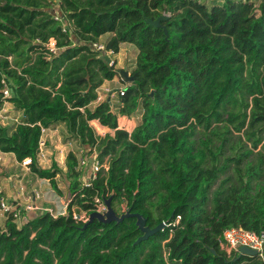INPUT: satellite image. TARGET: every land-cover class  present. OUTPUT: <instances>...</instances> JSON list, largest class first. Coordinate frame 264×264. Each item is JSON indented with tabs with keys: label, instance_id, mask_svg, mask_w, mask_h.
I'll return each mask as SVG.
<instances>
[{
	"label": "trees",
	"instance_id": "obj_1",
	"mask_svg": "<svg viewBox=\"0 0 264 264\" xmlns=\"http://www.w3.org/2000/svg\"><path fill=\"white\" fill-rule=\"evenodd\" d=\"M258 2L0 0V106L8 101L22 113L13 127L0 125V150L18 161L31 157L30 171L59 191L61 169L40 167L36 154L42 128L63 122L108 165L84 186L77 156L68 152V216L44 211L18 225L7 215L0 264H261L222 247L226 227L264 230V0ZM164 13L159 26L146 22ZM105 33L106 50L118 52L124 42L138 49L117 111L110 98L88 107L103 81L118 74L92 47ZM50 37L56 53L45 48ZM139 107L141 121L130 132L119 128L118 115ZM92 119L113 135H97ZM233 130L250 145L241 136L233 142ZM110 195L116 211L124 200L150 227L177 215L179 223L134 244L141 234L134 217L84 228L86 221L73 218L72 207L89 213L94 196Z\"/></svg>",
	"mask_w": 264,
	"mask_h": 264
},
{
	"label": "crops",
	"instance_id": "obj_2",
	"mask_svg": "<svg viewBox=\"0 0 264 264\" xmlns=\"http://www.w3.org/2000/svg\"><path fill=\"white\" fill-rule=\"evenodd\" d=\"M199 1L205 2V3L223 2V0H199ZM257 1H260V0H257ZM137 52L138 50L136 51V54ZM104 83L105 82H103L101 86H99L98 93L102 87H105V86H102ZM120 87L124 88L123 86H119L118 88ZM118 88L114 89V91L112 92L110 96V99L111 97L113 98L114 96L118 95L116 93V89ZM104 98H109V97L106 96ZM97 103L98 101L95 100L91 102L88 105V107L93 108ZM7 104L9 105L8 108L6 107ZM115 108L117 109V107ZM21 115H22L21 111L15 109L11 102L5 101L2 104V106H0V118L5 119V120L3 119L2 120L6 124L5 125L6 127H13L14 125H16V122H15L16 120L20 122ZM131 118H132L131 115L129 116L118 115L119 128H124L130 132L133 129V127H131V129L128 128ZM89 125L93 129H98V127L100 126V127L106 128L104 132H108V133L112 132V134L114 132L113 129L107 126L101 125L97 119L90 120ZM66 132H68V130H67L66 124L63 122H58V123H55L45 128V131L41 135L44 141V145L42 146V156H41L42 159L41 157L37 159L38 165L40 167L49 168L53 163H55L61 169V171L62 170L66 171V156L68 152L72 151L75 153V155L77 156V161H79L78 164L83 158L88 156L87 155L88 147L82 144H80L82 148L79 149L81 150V153L83 151V154L81 155L78 153V150L75 151L72 149L67 152L64 151V148L66 147V145L62 143L61 139L63 138L62 135ZM76 140L78 141V139ZM16 164L22 167L23 175L26 174L25 176H27V173L31 175L30 179L32 180V183L34 184V186L36 185L35 186L36 188L29 191L26 194V198L22 199V201H24L25 205L31 202L37 207L38 210L36 209L35 210H25L22 213L20 219L14 220L15 222L19 220L25 221V220L31 219L35 217L36 215L44 212L45 208L47 207L52 208L56 212L64 211V213H67L66 212L67 205L69 201L71 200L72 195L70 194V191H69V184L67 185L66 189L62 188L59 185V182H58L59 173H57L55 176V181L59 188V191H56L50 184L48 178L38 177L37 175H35L33 172L30 171V167L22 166L20 164V161L16 159L15 155L12 152H3L0 150V194H1V197H5L6 199H12L15 202H18L19 205L21 204V201L19 200V197H18L19 191L16 189V186H17L16 183L19 182L17 178H20V176L17 174H13V171H14L13 169ZM88 171H89V164H85L83 166V173L81 174V176L79 175V179L81 181H83V175L86 174ZM35 191L36 192L38 191L41 194V196L39 198L33 199L32 195ZM72 209L75 211L76 208L72 207ZM81 212L83 211L81 210L80 213ZM5 219H6V214L2 210H0V226L3 225Z\"/></svg>",
	"mask_w": 264,
	"mask_h": 264
},
{
	"label": "built area",
	"instance_id": "obj_3",
	"mask_svg": "<svg viewBox=\"0 0 264 264\" xmlns=\"http://www.w3.org/2000/svg\"><path fill=\"white\" fill-rule=\"evenodd\" d=\"M55 1H60V0H55ZM53 11H55L53 13L54 18L60 21L61 20L60 12L57 10H53ZM62 25L64 27L63 23ZM64 29L65 28H63V30ZM92 47L96 50H100L102 53L104 51L107 53H114L112 50H106L104 44L100 42L93 43ZM45 48L49 53H56L58 51V47L56 46V40L53 37H50L48 41L45 43ZM108 64L110 66H114L115 60L110 58ZM116 93L119 95L120 94L122 95L124 93V88L120 87L116 89ZM2 94L4 97L9 96V90L6 86L2 89ZM103 99L105 98L102 97L100 93H98L96 101L100 102ZM2 119L5 120L4 118H0V125L5 126L6 124L3 122ZM15 122L16 124L19 123L17 120ZM44 131H45V128H42V131H41L42 134ZM43 145H44L43 138L40 137L39 142H38L37 154H36L37 159H39L42 156V146ZM94 151L95 150L90 151V153L87 154L88 156L83 158L80 161L79 165L76 166L77 170L80 171V176H81V174L83 173V166L85 164H89V171L83 175L82 182L84 186L91 185L99 169L108 168L106 160H104L103 162H100L97 158V153H95L96 151L95 152ZM31 163H32L31 157H25L22 160H20V164L25 167H30ZM32 196H33V199H36V198H39L41 194L38 191L37 192L35 191ZM22 209L38 210L37 207L31 202L27 203L25 205V208H22ZM105 209H106V206L103 202V199L98 196H94L93 208L91 209V211L103 212ZM0 210H2L6 214V216L11 215L12 218L15 220L16 218H19L21 208H19L18 202H15L12 199H6L5 197H0ZM45 211L49 212L53 216L64 213V211L56 212L50 207L45 208ZM125 211H126V207L121 206L120 211L119 212L117 211V212L121 213ZM72 214H73V218L76 220L87 221L89 213L88 211L76 213L74 210H72ZM179 220H180V215H177L175 220L169 223L164 222V224L165 226H169V225L175 226L179 223ZM222 236H223L222 247L226 248L227 252L230 253L231 250H238L239 246H247L249 248L257 250L256 257L261 262V264H264V230L256 232V231L248 230V229L238 227V226H229L224 229ZM166 253L167 252L165 250L164 256H166Z\"/></svg>",
	"mask_w": 264,
	"mask_h": 264
},
{
	"label": "rangeland",
	"instance_id": "obj_4",
	"mask_svg": "<svg viewBox=\"0 0 264 264\" xmlns=\"http://www.w3.org/2000/svg\"><path fill=\"white\" fill-rule=\"evenodd\" d=\"M254 1V0H253ZM205 3V2H204ZM258 1L255 0V7L257 8L258 6ZM208 5H210L211 3L208 2L206 3ZM53 10H59L58 8V5L57 4H54V9ZM52 12L54 13L55 11ZM110 36L109 33H105L103 35H101L97 41L100 42V43H104L108 37ZM138 49L136 48L135 45L131 44V43H127V42H124L121 44V46L119 47V50L118 52H115V53H107V52H103L102 54L103 55H106L108 57H110L111 59L115 60V65H114V68L115 69H120V68H124V69H127L128 72L130 73L131 69L134 67L135 65V58H136V51ZM105 82L102 86H105V87H102L101 90L99 91V93L102 95V97H109L111 96L112 92L114 91L115 88H118L119 86H127L129 84V82H124L120 79V76L117 74L114 79L112 80H107V81H103ZM111 102H112V106H113V110L114 111H117V109L115 108L117 103H118V98L117 96H114L113 98L111 97ZM6 107L8 108L9 105L7 104ZM141 113H142V108L139 107L134 113L131 114L132 118L130 120V123L128 125V128L131 129V127H135L140 121H141ZM221 124V123H220ZM104 130H106V128L104 127H98V129H94L95 133L97 135H105L106 133L108 132H104ZM111 135L112 132H110ZM63 138L61 139L62 143L66 145V147L64 148V151L67 152L69 150H75L77 151L78 150V153L81 155L83 154V151L81 153V145H80V142L79 140L77 141L75 139L74 136H72V134H70L69 132H66L64 133L63 135ZM203 136V130L197 126V133H196V139H200L201 137ZM238 136H241V139L243 141H246V143L248 145H250V142L246 140L245 136L243 135V132H236V131H232L230 137H231V140L233 142H236L238 140ZM86 147H88L86 145ZM95 152V151H94ZM227 153H232V151L230 152V149L227 148L226 150ZM90 153V149H88V154ZM96 153V152H95ZM78 154V155H79ZM79 155V156H80ZM42 159V157H41ZM79 162V161H78ZM79 164H77L78 166ZM13 174H17L20 176V178H17L19 180L18 183H16V189L19 191V200L21 201V204L19 205V208H21V211H20V215H19V218H16L15 220H18L20 219L22 213L25 211L24 209L22 208H25V204H24V201H22V199L26 198V194L33 190L34 188H36L34 186V184L32 183V180L30 179L31 175L29 173H27V176H25L26 174H22V167L18 164L15 165L14 169H13ZM233 167L231 166L227 172L229 174H231L233 172ZM82 171V169H81ZM69 181H70V178L67 177L66 173H65V170H62V172L59 173V177H58V182H59V185L66 189L67 188V185L69 184ZM219 181V180H218ZM218 181L213 185V187H215L218 183ZM261 184H264V180H261L260 181ZM58 187V186H57ZM212 187V188H213ZM59 189V188H58ZM57 191V190H56ZM253 193V191H252ZM211 195V194H210ZM118 205L115 204V207L117 208L118 210ZM122 207H125V202L124 200H122V204H121ZM211 202H209L207 204V209L210 210L211 208ZM75 212L78 213L80 211H78L77 209H75ZM23 221L22 220H19V221H16V223L18 225H20ZM226 249V248H225ZM229 253V252H228ZM258 260V259H257ZM248 262H252V260H247ZM254 261V260H253Z\"/></svg>",
	"mask_w": 264,
	"mask_h": 264
},
{
	"label": "water",
	"instance_id": "obj_5",
	"mask_svg": "<svg viewBox=\"0 0 264 264\" xmlns=\"http://www.w3.org/2000/svg\"><path fill=\"white\" fill-rule=\"evenodd\" d=\"M167 17L168 15L164 13L160 15L159 17H157L156 19L148 18L146 19V22H148L149 24L153 26H159L160 21L163 19H166ZM164 30H165V27H164ZM101 58L104 59L105 62H109V59H110V57L103 55V54L101 55ZM117 73L120 76V79L124 82H130L133 80V76L130 75L127 69H124V68L117 69ZM102 199L106 206V209L103 212H97V211L89 212L88 219L84 223L83 228L94 220H97L101 223H110L112 221L121 222L125 218L134 217L136 227L141 232V234L134 241V244H138L141 241L148 239L154 233L164 229V226H165L164 222L159 223L155 227H150L149 225H147L146 217L139 212H131L130 209H127L125 212L118 213L111 204L112 195L108 197H103ZM65 215L68 216V213H65ZM238 252L239 254H245L248 256L257 255V250L249 248L247 246H239Z\"/></svg>",
	"mask_w": 264,
	"mask_h": 264
}]
</instances>
